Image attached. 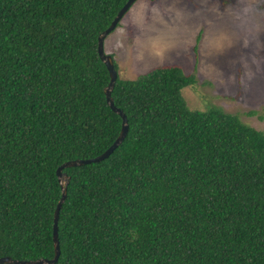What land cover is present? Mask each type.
Segmentation results:
<instances>
[{"label": "trees", "instance_id": "16d2710c", "mask_svg": "<svg viewBox=\"0 0 264 264\" xmlns=\"http://www.w3.org/2000/svg\"><path fill=\"white\" fill-rule=\"evenodd\" d=\"M125 1L0 0V257H52L55 169L118 134L96 38ZM194 83L177 65L116 73L126 133L61 169L52 264H264V133L189 109Z\"/></svg>", "mask_w": 264, "mask_h": 264}, {"label": "rangeland", "instance_id": "374dc122", "mask_svg": "<svg viewBox=\"0 0 264 264\" xmlns=\"http://www.w3.org/2000/svg\"><path fill=\"white\" fill-rule=\"evenodd\" d=\"M103 50L121 79L179 66L195 79L181 90L189 109L215 106L264 133V0H135Z\"/></svg>", "mask_w": 264, "mask_h": 264}, {"label": "water", "instance_id": "95a60500", "mask_svg": "<svg viewBox=\"0 0 264 264\" xmlns=\"http://www.w3.org/2000/svg\"><path fill=\"white\" fill-rule=\"evenodd\" d=\"M135 0H126L123 5L118 9L112 20L109 22L108 26L102 30L96 38V53L99 58V60L103 63L107 74H108V82L103 88V94L105 101L108 105V107L116 114L119 115L120 117V127L117 136L115 139L112 141V143L99 155L92 157V158H87V159H74V160H68L63 163H61L56 169H55V174L60 182L61 186V191H60V198L58 199L53 215H52V227H51V241H52V251L53 255L50 259H36V260H11L8 257H0V264L3 263H12V264H52L55 262L58 254H59V248H58V241H57V214H58V209L64 200L65 196V186L67 184L68 177L66 174L61 172V169L64 167H72V166H78L82 164H87L91 162H98L104 158H106L111 151L122 141L126 129H127V124H126V118L124 114L115 108L112 104V99L110 97V90L113 86L114 80L116 78V71L113 68V63H112V58L109 54L105 53L103 50V39L104 37L111 32V30L114 29L116 26L117 22L120 20L122 15L125 13V11L129 8V6L134 2Z\"/></svg>", "mask_w": 264, "mask_h": 264}]
</instances>
